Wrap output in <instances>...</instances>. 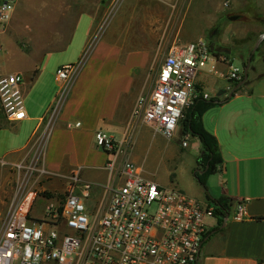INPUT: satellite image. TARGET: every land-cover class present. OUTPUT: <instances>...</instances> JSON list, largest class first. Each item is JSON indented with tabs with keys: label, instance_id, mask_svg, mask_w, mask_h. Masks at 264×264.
I'll use <instances>...</instances> for the list:
<instances>
[{
	"label": "crops",
	"instance_id": "crops-1",
	"mask_svg": "<svg viewBox=\"0 0 264 264\" xmlns=\"http://www.w3.org/2000/svg\"><path fill=\"white\" fill-rule=\"evenodd\" d=\"M147 1L148 5L141 8L143 14L137 17L144 22V45L136 48L127 33L121 36L118 31H108L50 124L59 89L57 69L82 58L96 22L114 0L15 1L9 22L6 26L0 23V75L22 74L26 117L16 123L9 121L0 100V165L18 160L38 138L42 164L57 174L53 181H64V193L68 177L79 172L90 186L77 187L76 193L88 208L94 209L110 181L106 168L109 155L98 148L95 133L103 130L121 141L130 134L132 142L124 141L119 158L139 165L146 179L177 187L203 205L215 204L214 199L221 196L231 200L228 217L220 221L216 214L209 220L197 264H264V71L251 69L250 65L247 82L230 98L229 93L241 81L225 77L227 62L214 58L199 71L198 92L207 94L208 99L222 100L203 115V123L217 137L223 156V163L208 176L204 186L195 175L203 150L197 136L184 133L180 122L175 137L160 143L157 137H164L161 133L132 117L137 98L148 95L154 87L161 64H155V54L161 50L158 41L167 37L164 21L158 23L165 17L168 3ZM180 1L176 0V6ZM192 4L196 5L198 18L206 20L202 31L193 37L182 33V38L179 28L169 34L167 41L189 42L205 37L216 57L225 53L232 60L234 52L241 59L242 54H250L264 33V0H189L182 19ZM232 16L238 17L231 20ZM260 46L264 52V40ZM186 137L189 145L183 147L181 141ZM152 150L175 158L170 182L144 172L143 163ZM183 164L185 168L180 171ZM5 183L0 166V215L9 206ZM39 200L46 204L34 213ZM239 201L246 202L248 213L241 221L233 218ZM48 203L47 198H39L34 215L41 217Z\"/></svg>",
	"mask_w": 264,
	"mask_h": 264
},
{
	"label": "built area",
	"instance_id": "built-area-1",
	"mask_svg": "<svg viewBox=\"0 0 264 264\" xmlns=\"http://www.w3.org/2000/svg\"><path fill=\"white\" fill-rule=\"evenodd\" d=\"M15 1L0 4L3 26L11 19ZM177 41L163 52L152 91L137 98L132 113L133 119H141L167 139L175 137L185 108L202 96L196 78L214 58L228 63V80L237 82L244 76L243 67L225 53L216 57L205 37ZM163 42L164 38L160 49ZM83 58L84 54L78 62L57 69L59 89L49 124L68 100L85 64ZM23 82L18 72L0 75V100L13 123L26 117ZM95 141L109 155L106 168L110 180L97 207L88 208L76 193L77 187L90 186L79 172L68 177L61 201L37 196V191L28 187L31 176H23L6 213L0 215V264H197L209 220L216 215L215 204L203 205L177 187L148 180L135 162L121 160L124 141L132 142L130 134L121 141L98 130ZM181 143L188 147V138ZM36 170L38 177L57 176L43 164ZM39 198H47L49 203L43 215L36 217L33 209ZM247 217L246 202H237L233 218L241 221Z\"/></svg>",
	"mask_w": 264,
	"mask_h": 264
},
{
	"label": "rangeland",
	"instance_id": "rangeland-1",
	"mask_svg": "<svg viewBox=\"0 0 264 264\" xmlns=\"http://www.w3.org/2000/svg\"><path fill=\"white\" fill-rule=\"evenodd\" d=\"M132 1V2H129ZM168 3L166 7V14L163 19L158 24L164 21L166 25V36L163 42V47L167 49L172 43L173 40L167 41V38L170 33L179 31L181 28L182 32L180 36L182 37V33L185 37H193L199 34L204 26L205 21L201 18H198L196 5L192 4L188 13L185 14L184 18L182 19V14L187 9L189 0H181L179 4L176 6V0H163ZM178 1V0H177ZM148 5L147 0H114L108 6V8L103 12L102 18L96 22L95 32L93 33L88 46L84 52V63L89 60L92 56L97 44L100 42L102 38H104L105 34L108 33L111 29L114 31H118V33L122 36H125L127 33L130 38L133 39V45L136 48H140L143 46L144 42H141L143 38V29H142V22L143 20H139V15L143 14L142 7H146ZM174 14L173 10L176 9ZM181 8V11L178 10ZM179 12V13H178ZM133 16V18H131ZM121 17H127L130 20H121ZM132 19V21H131ZM239 22V21H237ZM144 23V22H143ZM182 24V26H181ZM157 26V25H156ZM160 32L158 34V38L160 39ZM226 36H231V34L226 33ZM183 38V37H182ZM231 38V37H230ZM198 39V37L193 38V40ZM161 40L158 42L160 43ZM177 42H184L180 41ZM241 47V46H240ZM158 51L155 54V64L158 65L162 62L164 58V53L162 51ZM236 54V52H234ZM233 54L232 61L235 65L243 67L244 63L249 58L250 54H242V59ZM254 68L257 71H264V52L259 46L258 51L255 52L254 58L251 61V69ZM188 107V106H187ZM186 109V108H185ZM185 111V110H184ZM47 133V132H46ZM151 136V134L149 135ZM159 142H166L168 139L165 137H157ZM40 151H41V144H39L38 138H36L32 144L27 148V150L20 156L18 160L12 163H4L1 164V170L5 175L6 181V191H5V198L8 202V205L14 195V192L21 182L23 176L30 175L28 181V187L37 191V196H47L53 197L57 200L63 199V186L64 181H53L52 178H47L46 176L38 177L39 171L36 170L37 167H40L42 162L40 159ZM175 158L168 157L157 150H152L149 154L146 161L143 163L144 172L151 176L152 178H157L158 180L162 181H171V174L173 171V167L175 165ZM3 166V167H2ZM3 168V169H2ZM185 168V164L180 166V171H183ZM35 169V170H34ZM198 180V178H197ZM200 183V181L198 180ZM46 202L43 200H39L35 206V211L39 212L40 209H43ZM7 211V210H6ZM6 211L1 213L3 216Z\"/></svg>",
	"mask_w": 264,
	"mask_h": 264
},
{
	"label": "trees",
	"instance_id": "trees-1",
	"mask_svg": "<svg viewBox=\"0 0 264 264\" xmlns=\"http://www.w3.org/2000/svg\"><path fill=\"white\" fill-rule=\"evenodd\" d=\"M246 63L247 61L244 65ZM216 100L217 98L208 99L204 96H198L192 104L186 107L183 118L181 119L184 133L190 132L197 136L203 145V150L197 159L198 167L195 170V175L204 186H206L208 176L216 171L218 165L223 163V156L218 139L203 123V115L216 105ZM214 203L216 206V214L219 216L220 221H222L230 212L231 200L225 196H221L214 199Z\"/></svg>",
	"mask_w": 264,
	"mask_h": 264
},
{
	"label": "water",
	"instance_id": "water-1",
	"mask_svg": "<svg viewBox=\"0 0 264 264\" xmlns=\"http://www.w3.org/2000/svg\"><path fill=\"white\" fill-rule=\"evenodd\" d=\"M237 17H238V16H232V17H231V20H234V19H236ZM263 40H264V33H262V34L259 36V38L257 39L256 44H255V46H254V48H253V50H252V52H251V54H250V56H249V58H248V60H247V63H246V65L244 66V77H243V79H242L241 82H240L237 86H235V87L233 88V90L229 93L228 98H230V97L233 96V94L236 92V90L238 89V87H239L241 84H243L244 82H247V79H248V71H249V68H250V65H251L252 56H253L254 53L258 50V48H259V46L261 45V43H262ZM221 93H222V92H220L219 95H220ZM215 102H216V103H219V102H222V100L217 99ZM207 167H208V166H207ZM227 217H228V216H227ZM227 217H226V219H227Z\"/></svg>",
	"mask_w": 264,
	"mask_h": 264
},
{
	"label": "flooded vegetation",
	"instance_id": "flooded-vegetation-1",
	"mask_svg": "<svg viewBox=\"0 0 264 264\" xmlns=\"http://www.w3.org/2000/svg\"><path fill=\"white\" fill-rule=\"evenodd\" d=\"M253 57V56H252Z\"/></svg>",
	"mask_w": 264,
	"mask_h": 264
}]
</instances>
